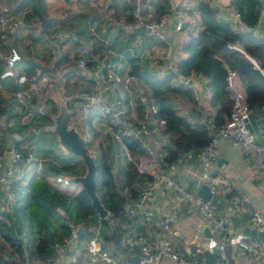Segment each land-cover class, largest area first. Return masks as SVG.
I'll return each instance as SVG.
<instances>
[{"label": "crops", "instance_id": "0c3cea01", "mask_svg": "<svg viewBox=\"0 0 264 264\" xmlns=\"http://www.w3.org/2000/svg\"><path fill=\"white\" fill-rule=\"evenodd\" d=\"M142 1L154 11L164 9L173 11L183 0H171L169 3L163 0ZM1 2L20 18V25L13 39V67L17 72L26 74L36 71L54 83L51 103L45 104L43 103L45 100L41 99L32 101L34 113H42L45 118L46 116L49 118L44 120L36 114L32 123L21 131L25 139L24 150L33 151L43 161L39 177L45 178L52 187L68 195L74 196L83 189L77 179L85 176L86 163L62 142L56 130V117L63 113H66V127L78 133L87 152L93 157L102 151L106 152L112 173L116 177L123 175L130 162L127 158L130 152L123 142L109 131L103 133L102 128L106 126L107 117L101 114L99 108L87 113L82 112V99L95 91L96 86L88 83L82 77L83 72L75 65V47L81 42L90 44L93 54L105 65L104 68L115 84L107 89L103 88L104 85L99 88L109 101L122 97L124 101L122 117H126L130 102L139 113L144 105L139 104L141 101L134 91L132 93L122 91L121 75L126 71L133 72L134 65L142 72L153 73L156 67L153 64L155 59L164 65L166 71L172 72V68L186 55L183 47L187 42L184 32L175 29L177 21L175 13L170 12L163 26L167 40L165 43L149 35L144 23L130 28L115 27L111 24V18L118 15H124L128 22L133 23L129 10L133 7L134 0H112L109 4H105L104 0H1ZM213 5L222 14L232 17L233 10L229 0H213ZM200 15L199 7L191 11L192 18L186 24L187 35L192 29L200 27ZM141 25L144 28H139ZM107 47L114 50L113 54L106 52ZM1 52L3 47L0 45ZM167 52L169 61L165 58ZM108 64L114 65L109 67ZM193 84L203 97L205 85L202 80L196 77ZM14 87V76L1 63L0 141L4 146L11 141L9 127L16 123V119L12 118L13 114H10L11 111L15 112L12 95ZM75 93L79 94L76 96L79 98H75ZM217 107L218 105H208L204 113L190 108L187 114L192 122L203 123L206 115L215 114ZM53 108L55 109L51 113ZM251 117L252 120L249 118V121L254 128L253 131L264 136V108L261 111L255 110ZM150 127L153 130L151 122ZM43 128H47L53 138L48 139V136L44 135L39 136L40 141L34 140ZM149 145L154 150L155 158L162 160L165 151L155 131H152L149 137ZM219 150L218 158L211 163V171L218 177V182L214 192H210L208 188L211 196L206 200L210 201L216 213L222 214L229 211L235 196L246 195L247 211L237 215L230 214L229 222L244 241H259L244 234L243 229L252 227L251 215L255 209L264 212V155L245 151L227 139H220ZM200 171L199 161L195 157L184 158L181 163H177L175 171L166 169L169 176L196 194L200 186L206 184L200 178ZM147 184L148 180L142 177L136 179L131 188L126 187L122 190L123 194L128 196L131 189L139 192ZM206 186L208 187L207 184ZM143 208L150 211L154 208L156 216L153 218L151 215L145 219L142 209H138L133 216L124 212L112 215L107 211L101 217L95 211L84 223L85 235L81 238L75 237L73 240L69 252L76 256V262L71 263L70 254L67 253L65 264H91L89 257L96 254V251L99 256L94 264H184V261L190 263L193 255L202 257L206 264L204 251L212 253V264H217L218 235L203 224L194 204L183 199L170 186L160 182ZM166 215L172 217L167 229L162 227V219ZM102 218L104 221H101ZM205 228L208 230L205 231ZM135 234L143 235L152 243L170 241L180 259L174 260L159 254L144 256L138 247L125 249L121 244L122 237ZM194 234H198V238L195 239ZM9 250L11 248L0 238V264H4V257ZM227 251L232 254L231 264H264V259L257 263L244 251H232L230 244L227 245Z\"/></svg>", "mask_w": 264, "mask_h": 264}, {"label": "built area", "instance_id": "2783aa9c", "mask_svg": "<svg viewBox=\"0 0 264 264\" xmlns=\"http://www.w3.org/2000/svg\"><path fill=\"white\" fill-rule=\"evenodd\" d=\"M112 0H104L105 4H109ZM170 2L171 0H163ZM200 1H205L213 5V0H183L172 11L164 9L154 11L148 4L142 0H134L133 7L129 10V15L133 19V23L126 20L124 15L113 16L111 24L115 27L130 28L144 23L146 32L158 39L160 42H167L163 26L166 23L170 12H174L177 21L175 29L184 32L187 35L186 24L192 18L191 11L198 7ZM262 7L258 15L257 22L252 27H247L239 19V13L235 10L232 12V17L224 15L218 11L217 16H224L231 19L233 25L238 29H247L253 34L264 35V25L262 24L264 15V0H259ZM232 0H229L231 4ZM214 6V5H213ZM65 15V14H64ZM20 25V18L0 0V45L3 47V52L0 53V61L4 68H7L9 73L14 76L15 87L12 95L16 102L15 112L10 114L15 116L19 125L29 126L34 119V110L32 108L33 99L47 100L54 96V83L50 78H46L34 72L26 74L17 72L12 64L14 56L13 39ZM187 38V37H186ZM109 45V44H108ZM107 46V45H106ZM169 48V47H168ZM113 49L107 47L106 52L113 54ZM169 61L168 52L165 55ZM91 63V64H90ZM156 66L153 74L161 76L166 71L164 65L159 60H154ZM75 65L83 72L82 77L88 83L96 86V90L88 93L82 99V112H91L99 108L101 114L107 117V123L102 128L103 133L110 132L115 138L120 139L126 135L138 141L140 146L146 151L145 154L132 156L127 154V158L134 162L137 170L140 173L147 174L151 177L148 184L141 189L137 196L133 199L128 198L123 206L122 211L128 215H135L138 209H142V215L145 219L150 218L152 212L144 209L147 200L153 195L158 183L163 182L167 186L172 187L176 193L183 199L191 202L197 209L199 216L205 226L210 228L212 232L218 235L216 243V263L231 264L232 254L227 251V245H231L232 251H244L252 256L259 263L264 259V244L259 241H244L240 238L236 229L232 228L229 222V215H237L247 211L248 197L246 195L235 196L227 213H216L209 200L200 195L188 190L182 183L172 178L166 173V169L176 170L177 163H181L184 158L195 157L200 164V178L208 185L210 192L215 191L218 177L211 171V163L220 154L219 141L227 139L232 144L241 147L245 151L264 155V143L256 140L259 135L255 131L249 130L246 122L249 120V110L245 101V94L240 87L238 77L234 71H228L227 74V89L232 99L231 111L221 125H216L213 121V115H206L205 126L208 130L209 140L203 146L193 151H188L180 155L175 162L167 163L163 159L157 160L154 156V150L149 145V137L152 131H155L156 136L164 144L168 141V134L165 130V119L163 117H154L156 107L150 101L148 91L142 84L140 78L133 72L126 71L121 75L120 87L125 93L137 94V98L144 105L143 110L139 113L133 104H129V110L126 117L120 118L119 114L124 112V101L122 97H116L109 101L106 99L102 89H107L114 86L113 78L108 74L105 65L98 59L97 55L93 54L90 44L78 43L75 47ZM114 64H108L113 67ZM174 76L171 80L173 85L183 84L193 92L194 100L201 108L200 112H205L209 105L211 91L207 85V79L199 72L191 71L188 74H182L178 65L172 68ZM196 77L200 78L205 85V95L201 97L193 84ZM76 91V90H75ZM79 94L75 93V98ZM203 112V113H204ZM15 113V115H14ZM150 122L153 123V130L150 127ZM10 143L7 146L1 144L0 141V212L9 216L13 222L18 219V202L16 189L22 188L32 177L39 176L43 161L31 150H24L25 139L23 134L18 130H10ZM57 212L64 214L62 208L57 207ZM172 217L166 215L162 219V227L167 229ZM16 224V223H15ZM251 226L254 229L264 231V212L255 209L251 215ZM25 233V228L17 233L22 237ZM75 233L73 229L70 235L62 237L59 241L52 244L55 255L46 261H40L30 255V252L25 246H22L20 264H65L66 254H70L73 245L72 235ZM193 237L198 238V234ZM121 244L125 249H133L138 247L144 256H153L156 254L164 257H169L174 260H179L180 257L174 251L172 244L168 240H162L160 243H152L141 234L132 236H123ZM101 255V254H100ZM99 256V253L91 255L89 261L94 264ZM102 256V255H101ZM75 255H69L71 263L76 262ZM184 264H204L202 257L193 255L190 263L184 261Z\"/></svg>", "mask_w": 264, "mask_h": 264}, {"label": "trees", "instance_id": "16d2710c", "mask_svg": "<svg viewBox=\"0 0 264 264\" xmlns=\"http://www.w3.org/2000/svg\"><path fill=\"white\" fill-rule=\"evenodd\" d=\"M198 7L201 13L200 27L188 32L187 42L183 47L186 55L179 60L178 69L185 75L191 71L199 72L207 79L211 91L209 105H218L212 117L216 125L223 124L231 111L232 99L226 85L228 71H234L245 94L248 116L251 119L255 110L261 111L264 108V35L236 28L231 19L217 16L218 10L208 2L200 1ZM230 7L239 13V20L245 26L252 27L257 22L262 5L259 0H232ZM262 24L264 25V15ZM132 69L156 107L153 116L165 119L168 134V141L163 145L165 162H175L183 153L196 150L208 142L209 134L205 123H194L187 114L190 108L201 110L191 89L183 84L173 85L171 80L174 73L171 71L156 76L140 71L137 65ZM50 101L52 100L47 99L43 103L48 104ZM14 106L16 109V102ZM54 109H51V113ZM36 114L44 120L49 118L38 112L34 117ZM13 117L15 118L12 115ZM15 122L9 130L23 132L28 127L19 125L17 120ZM121 141L130 154L146 153L138 141L129 136H122ZM94 164L95 192L100 203L112 215L122 213L124 202L138 194L131 189L126 196L122 191L124 188H131L133 182L141 177L148 181L151 179L149 175L140 173L132 161L125 173L116 177L111 171L108 154L104 151L94 156ZM16 196V224L9 216L0 212V238L11 248L4 257V264H20L22 246L28 249L32 257L46 261L55 255L52 244L70 235L73 228H76V238L84 236V223L95 213L84 189L74 196L61 193L39 176L32 177L25 186L16 189ZM56 207L62 208L64 214L58 213ZM23 227L25 233L21 237L17 233Z\"/></svg>", "mask_w": 264, "mask_h": 264}, {"label": "water", "instance_id": "95a60500", "mask_svg": "<svg viewBox=\"0 0 264 264\" xmlns=\"http://www.w3.org/2000/svg\"><path fill=\"white\" fill-rule=\"evenodd\" d=\"M139 28H144L143 25H141ZM120 118L123 119L121 113L119 114ZM56 130L57 133L62 140V142L75 154L79 155L81 159L86 163L87 171L85 176L79 177L77 180L82 184L83 189L87 192L89 195V198L91 200V205L97 211L99 216H104L107 213V210L103 207V205L100 203V200L95 192V176H96V170H95V164H94V157L90 155L84 145L83 140L79 137L78 133L74 131L73 129H68L66 127V113L60 114L56 117ZM246 126L249 128V130H254L251 122L248 120L246 122ZM256 140L260 143L264 142V136H257ZM172 188V187H171ZM197 194L205 199H209L211 196V193L208 191V187L206 184H202L200 188L197 191ZM152 217L154 218L156 216V210L154 208H151ZM208 228H205V231H207ZM243 233L246 235L253 236L256 240L262 241L264 243V231H260L257 229H254L252 227H244ZM76 235H72V240H75ZM204 255L206 257V264H212V253L208 251H204Z\"/></svg>", "mask_w": 264, "mask_h": 264}, {"label": "rangeland", "instance_id": "374dc122", "mask_svg": "<svg viewBox=\"0 0 264 264\" xmlns=\"http://www.w3.org/2000/svg\"><path fill=\"white\" fill-rule=\"evenodd\" d=\"M39 135L37 136V137H35V139L34 140H36V141H40L41 139H40V137L39 136H48V139H51V138H53V136L51 135V132L50 131H48V129L47 128H43V129H41L40 131H39ZM53 133V132H52Z\"/></svg>", "mask_w": 264, "mask_h": 264}]
</instances>
